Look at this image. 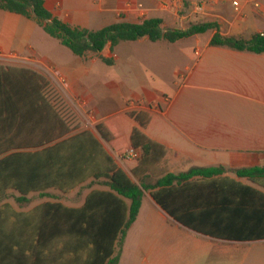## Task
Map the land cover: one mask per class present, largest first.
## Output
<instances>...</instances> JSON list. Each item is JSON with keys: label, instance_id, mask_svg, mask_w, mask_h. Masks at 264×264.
<instances>
[{"label": "trees", "instance_id": "16d2710c", "mask_svg": "<svg viewBox=\"0 0 264 264\" xmlns=\"http://www.w3.org/2000/svg\"><path fill=\"white\" fill-rule=\"evenodd\" d=\"M0 9L34 20L78 56L99 52L108 43L112 50L121 41L143 36L174 42L215 27L197 22L162 31L160 18H145L88 29L57 18L44 0H0ZM209 43L261 53L264 33L246 38L216 32ZM49 85L34 69L0 64V199L14 190L23 203L32 192L65 193L88 180L106 187L90 189L77 206L46 200L18 210L0 204V264H117L115 245L135 221L144 191L171 218L196 232L231 241L264 239V164L232 170L247 183L226 175L222 165L170 172L163 166L166 146L143 130L150 114L131 110L126 116L137 126L119 117L117 128L107 122L96 128L114 150L129 146L139 153L130 168L134 180L93 131L66 122L47 94Z\"/></svg>", "mask_w": 264, "mask_h": 264}, {"label": "crops", "instance_id": "0c3cea01", "mask_svg": "<svg viewBox=\"0 0 264 264\" xmlns=\"http://www.w3.org/2000/svg\"><path fill=\"white\" fill-rule=\"evenodd\" d=\"M232 1L188 0L184 4L183 0H44L45 7L57 18L88 29L145 18H160L162 31L184 29L197 22L215 24L203 33L174 42L151 41L143 36L121 41L112 50L108 43L101 51H88L84 56L75 55L57 39L59 45L52 43L38 32L34 20L0 9V56L11 54V59L2 60L44 75L60 89L64 100L71 95L89 100L95 87L105 95L114 92L121 106L116 112L132 126L136 123L126 112L147 111L151 121L143 130L166 146L164 162L168 171L222 165L230 169L226 175L247 183L232 170L264 164V52L215 46L209 41L216 32L246 38L253 33L263 34L264 0H237V7ZM33 36L44 42L40 50L34 46ZM133 43L142 45L143 52L163 54L164 63L157 64L159 71H150L147 59L134 55ZM100 56L112 58L113 64H106ZM98 62L115 69L119 62L126 72L119 76L112 72L104 76L103 82L97 81L94 69ZM141 67L146 76L138 72L140 81L135 86L126 83V77ZM159 68L169 69L168 88L155 83L160 77ZM80 104L74 106L79 108ZM98 115L104 121L114 116L97 111ZM143 198L128 230L141 221L144 237L137 242L144 249L140 260L146 264L173 260L194 263L204 259V246L222 251L225 249L219 242L240 246L264 241H231L204 235L171 218L149 193Z\"/></svg>", "mask_w": 264, "mask_h": 264}, {"label": "rangeland", "instance_id": "374dc122", "mask_svg": "<svg viewBox=\"0 0 264 264\" xmlns=\"http://www.w3.org/2000/svg\"><path fill=\"white\" fill-rule=\"evenodd\" d=\"M36 29L40 32L43 36L51 40L54 44H60L54 37H50L47 33H45L42 28L33 21ZM203 38L206 37L204 34ZM33 44L37 49H41L44 42H41V39L33 36ZM139 43H133V53L135 56H139L140 59L146 58L148 62V66L150 67V71L158 70L157 64L159 62L164 63V57L157 52H143L142 45H137ZM160 46V45H158ZM144 48V47H143ZM145 50V48H144ZM68 52H70L68 50ZM13 55L8 54L6 56H0V64L4 65H11L9 64L10 61H5L2 59H11ZM118 69L111 68L110 66H106L101 62H98L96 68L94 69L97 72V81L103 82L104 76H108L110 74H114V76L121 75L125 69L124 66L118 62ZM161 69L159 74L160 77L155 79V83L157 86L160 87H169V69L166 68H159ZM122 71V72H121ZM159 71V70H158ZM126 72V71H125ZM142 72V76H146V71L141 67L140 70H135L133 72V76L126 77V83L130 82L133 86L135 83L140 81V76H137V73ZM143 78V77H142ZM103 79V80H102ZM144 80H148V78H143ZM99 87H95V92L91 95V99H83L77 100V98L73 95L68 97V100H64L60 95L61 91L55 85L48 86L47 94L53 99V101L58 106L59 110L61 111L64 119L66 122L73 128L77 129H89L93 131L103 142L105 147L108 149L110 154L114 157L118 164L123 165L127 170L129 176L135 180V177L131 173V166L134 158L130 156L129 146H124L119 151L114 150V145L110 144L109 141L104 140L100 133L98 132L96 125L101 122H107L108 126L112 129L118 127V118L121 115L117 113L119 111L120 103L119 99H117L114 92L105 95L103 92L98 90ZM81 103L79 108H76L74 105H78ZM118 111L116 112V110ZM97 111L99 112H109L110 115H114L110 120H102L99 115L97 116ZM118 115V116H117ZM132 120V119H131ZM163 166L168 168L163 162ZM230 171V169L228 170ZM155 179V177H150L148 180L151 182ZM106 186L101 181H86L84 184L68 191V192H61L55 189H49L48 196H40L37 192H32L28 195V201L20 203L16 200V196L18 193L14 190H9L7 195L0 199V204L8 202L10 203L15 209L18 210H31L35 205L46 201H61L67 205L77 206L80 205L86 193L92 188H105ZM144 194H148L147 191H144ZM144 203L146 204V197L143 198ZM145 207V205H144ZM144 237L143 234V226L141 221H137L132 229H127L126 234L121 242H117L115 245V255H118L119 264H146L145 262L141 261L140 258L142 257V253L144 249H141L138 246V238ZM222 248V251H216V248H209L207 249L204 246V259H199L198 261L191 263L185 260H173L169 262H164V264H264V241L258 242L252 245H234L232 243H218ZM146 247V246H144ZM230 248V249H227ZM239 255V256H238ZM261 260H258V259Z\"/></svg>", "mask_w": 264, "mask_h": 264}, {"label": "built area", "instance_id": "2783aa9c", "mask_svg": "<svg viewBox=\"0 0 264 264\" xmlns=\"http://www.w3.org/2000/svg\"><path fill=\"white\" fill-rule=\"evenodd\" d=\"M232 3L235 7H237L239 5V2L237 0H233ZM254 5L258 6L259 4H258V2H256ZM199 7H200V5H197V8H199ZM129 153H130V156H132L133 158H136L139 155V153L137 151H134L132 149L129 150Z\"/></svg>", "mask_w": 264, "mask_h": 264}, {"label": "water", "instance_id": "95a60500", "mask_svg": "<svg viewBox=\"0 0 264 264\" xmlns=\"http://www.w3.org/2000/svg\"><path fill=\"white\" fill-rule=\"evenodd\" d=\"M49 21V20H48Z\"/></svg>", "mask_w": 264, "mask_h": 264}]
</instances>
